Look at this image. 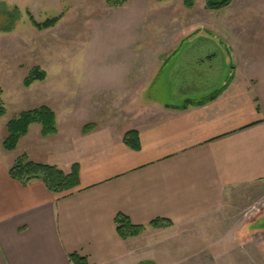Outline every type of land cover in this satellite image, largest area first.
<instances>
[{"label":"crops","instance_id":"obj_1","mask_svg":"<svg viewBox=\"0 0 264 264\" xmlns=\"http://www.w3.org/2000/svg\"><path fill=\"white\" fill-rule=\"evenodd\" d=\"M194 1L191 10L181 2L173 25L186 34L157 55L159 70L149 79L169 67L179 79L173 100L182 103L150 102L159 109L148 115L155 118L140 116L138 122L148 123L114 134L99 136L98 126L80 132L91 135L93 145L87 149L84 142L86 149L61 168L78 165L76 189L53 194L41 181L23 186L11 179L8 171L18 157L9 158L16 149L5 151L1 134L0 264H73L72 254L86 264H230L205 249L188 253L178 231L219 211L233 189L264 183V0H232L221 11ZM216 37L234 58L239 55L235 67L217 61ZM243 43L260 45L244 51ZM185 67L189 75L181 80ZM213 95L203 105L175 109ZM130 130L138 132L137 151L123 142ZM118 214L145 231L122 240ZM156 219L172 226L148 227ZM169 241L181 245L169 249Z\"/></svg>","mask_w":264,"mask_h":264},{"label":"rangeland","instance_id":"obj_2","mask_svg":"<svg viewBox=\"0 0 264 264\" xmlns=\"http://www.w3.org/2000/svg\"><path fill=\"white\" fill-rule=\"evenodd\" d=\"M197 1L200 5L201 0ZM0 2L21 14L12 32L0 33V93L6 110L0 117V136H6V124L14 117L40 106L54 112L57 131L43 137L40 124L31 125L9 158L25 156L61 169L93 145L91 135L81 136L86 125L102 128L99 136L110 135L148 123L138 122L140 116L155 118L148 115L159 109L151 108L150 102L182 103L180 98L173 100L179 79L169 67L154 81L149 80L159 70L155 71L157 55L175 48L186 34L184 28L173 25V18L182 10L181 0L168 4L128 0L118 8L106 0ZM26 13L38 23L61 19L54 28L38 31ZM216 38L217 61L226 68L235 67L239 55L234 58L228 43ZM258 44L241 45L245 51ZM187 67L181 80L188 78ZM35 68L46 77L25 88L24 80ZM178 233L188 253L205 249L223 262L230 259V264H264V183L233 189L219 211L193 220ZM169 243V249L181 245L179 241Z\"/></svg>","mask_w":264,"mask_h":264},{"label":"trees","instance_id":"obj_3","mask_svg":"<svg viewBox=\"0 0 264 264\" xmlns=\"http://www.w3.org/2000/svg\"><path fill=\"white\" fill-rule=\"evenodd\" d=\"M128 0H106V3L112 7H122ZM157 2H168L175 0H156ZM232 0H205L204 9L207 11H221L231 4ZM186 9L191 10L194 5V0H182ZM28 21L38 31L52 29L60 21L61 16L46 19L38 23L33 17L26 13ZM0 33H10L14 30L15 24L21 18V14L17 8L9 9L3 2H0ZM46 74L35 68L32 70L28 78L24 80V87L28 88L34 82L44 81ZM217 95H213L201 101L187 100L179 110H186L190 106H200L209 101L214 100ZM258 111V108H256ZM6 115V110L3 105L0 93V117ZM33 124H40L41 134L43 137L55 135L56 131V116L54 112L46 106H40L36 109L21 112L17 117H14L6 124V137L3 140L2 147L5 151L11 152L17 148L19 141L25 137L29 128ZM94 128L93 125H86L82 133L87 134ZM123 142L132 150H139L138 132L130 130L124 134ZM11 179L20 182L26 186L30 181H41L47 190L53 194H64L76 189L79 185V168L77 164H73L69 171H63L55 165L42 164L27 160L25 156L18 157L14 165L8 171ZM116 231L122 240L136 238L145 231V226L133 225L129 219L118 214L115 217ZM172 224L166 220L156 219L148 224L152 229H165L171 227ZM73 264H86L84 258L78 254L69 256ZM140 264H153L152 262H142Z\"/></svg>","mask_w":264,"mask_h":264}]
</instances>
